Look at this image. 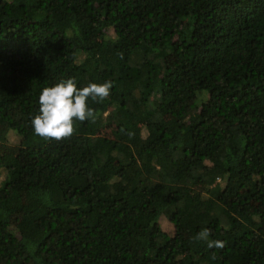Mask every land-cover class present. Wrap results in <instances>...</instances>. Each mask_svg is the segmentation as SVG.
<instances>
[{"label":"trees","instance_id":"obj_1","mask_svg":"<svg viewBox=\"0 0 264 264\" xmlns=\"http://www.w3.org/2000/svg\"><path fill=\"white\" fill-rule=\"evenodd\" d=\"M68 78L113 87L42 139ZM0 125V264H264V0H0Z\"/></svg>","mask_w":264,"mask_h":264},{"label":"clouds","instance_id":"obj_2","mask_svg":"<svg viewBox=\"0 0 264 264\" xmlns=\"http://www.w3.org/2000/svg\"><path fill=\"white\" fill-rule=\"evenodd\" d=\"M112 82L89 83L77 87L74 78L61 79L53 86L45 87L39 94V114L31 120L34 133L45 140L60 141L75 134V122L94 121L96 114L88 100L102 103L110 95ZM211 230L202 229L195 240L205 241L208 248L224 246L222 241L210 240Z\"/></svg>","mask_w":264,"mask_h":264},{"label":"rangeland","instance_id":"obj_3","mask_svg":"<svg viewBox=\"0 0 264 264\" xmlns=\"http://www.w3.org/2000/svg\"><path fill=\"white\" fill-rule=\"evenodd\" d=\"M2 126L3 125H0V129L3 128ZM15 133H16L15 131H13V130L11 131L10 136H9V143H7L5 141V138H4L5 134H6L5 129H2V131H0V154L5 151L6 147H8V146L13 147L18 143V137ZM3 177H4V173H2L1 178H3ZM26 200H27V197H25L24 201H26ZM20 215H21V213L13 216L14 222H17V219H19ZM162 223H163V226L166 230L170 229V225L165 219L162 220Z\"/></svg>","mask_w":264,"mask_h":264}]
</instances>
